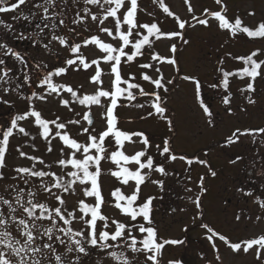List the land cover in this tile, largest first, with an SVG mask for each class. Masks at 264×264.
<instances>
[{"label": "snow or ice", "instance_id": "1", "mask_svg": "<svg viewBox=\"0 0 264 264\" xmlns=\"http://www.w3.org/2000/svg\"><path fill=\"white\" fill-rule=\"evenodd\" d=\"M214 2L216 10L204 8L197 15L193 0H182L190 17L187 19L165 0H151L157 6L153 11L142 7L140 0H0V106L10 109L3 117L7 123L0 125V264H93L94 257L96 264L105 259L109 264H160L166 245L185 243L160 238L153 202L163 196L145 197L143 186L151 182L163 193L166 180L174 178L185 193L193 192L186 183L191 176L181 177L170 168L178 160L187 165L185 173L191 171L193 164L208 167L212 177L217 172L207 159L177 154L171 142L174 136L162 137L155 143L143 131L122 129L118 109L150 108L138 118L158 117L173 133L174 118L166 114L165 105L171 94L169 85L174 81L165 79L162 68L177 66L178 48L176 43L167 44L169 54L162 55L156 46L176 39L188 45L190 41L185 38L188 28H209L213 21L219 31L227 32L225 43L240 35L249 41L264 42V19L246 25L239 14L228 15L227 0ZM6 13H15L11 22L3 19ZM141 13L150 20L142 22ZM247 15L255 16V12L249 11ZM169 19L175 30L162 27ZM21 21L26 22L28 30L15 28ZM17 42H26L27 49ZM226 55L242 67L226 70L222 57L217 62V82L206 87L219 91L225 112L235 115L230 81L247 80L240 92L247 94V104L254 107L256 81H264V58H261L264 47L245 55ZM133 65L139 71V81L131 71ZM125 68L129 69L127 73ZM80 71L89 73L87 84L93 86L92 91H86L83 83L74 86L64 80L69 72ZM182 79L193 84L195 103L205 122L214 126V113L202 95L205 85L194 74ZM142 82L150 84L152 90H145ZM161 90L165 95H161ZM5 96L24 101V110L15 111V104L4 99ZM138 97L148 99L145 103H133ZM52 102L68 115L45 116L37 108V104ZM94 108L102 110L99 129ZM240 110L247 112L244 107ZM243 136H252L253 144L259 139L264 145V126L236 128L222 146L231 147ZM13 138L22 141L15 146L18 158L29 163L13 166L9 177L5 169H9L7 155ZM38 141L44 145V154L39 156L34 154L40 151ZM25 147L31 153L24 151ZM52 154L54 159L44 158ZM257 156L258 160L250 162L251 170L247 164L243 165L241 171L247 172V179L234 191L237 201L250 203L256 212L240 209L232 221L259 228L258 234L233 242L203 222L202 196L208 191L204 176L197 184L199 195L181 197L194 205L193 220L200 219L199 226L205 230L203 238L213 252L207 264H225L216 240L223 242L233 258L229 264H235L241 255H252L254 264H264V156L259 155V149ZM245 159L235 155L229 164L235 166ZM103 162L112 165L106 172ZM105 175L118 183L110 191L109 199L103 195ZM153 175L160 178L152 179ZM9 179L12 182L6 183ZM105 209H115L119 218ZM187 210V207L179 209ZM170 211L175 213L177 209ZM199 255L205 258L204 253ZM168 264L181 261L170 260Z\"/></svg>", "mask_w": 264, "mask_h": 264}, {"label": "rangeland", "instance_id": "2", "mask_svg": "<svg viewBox=\"0 0 264 264\" xmlns=\"http://www.w3.org/2000/svg\"><path fill=\"white\" fill-rule=\"evenodd\" d=\"M141 6L147 11H153L157 8L156 5L151 3V0H140ZM166 3L177 11L183 18L190 19L182 6V0H165ZM195 11L197 15L203 12L204 8L209 10H216L217 5L214 0H193ZM228 15L231 17L239 14L246 25H254L258 21L264 19V0H227ZM254 11L255 16H248L247 12ZM160 15L159 11L156 13ZM11 13L3 14V18L7 22L10 20ZM140 20L148 22L150 17L141 13ZM162 27L165 30H175V25L169 19ZM186 39L190 41L188 45H184L179 39L173 41H165L158 44L157 50L162 55H168V50L165 45L176 43L178 51L176 53L178 64L177 66L164 65L162 71L164 72L165 79H172L173 85H169L171 95L169 100L166 101L167 115L172 118L171 113H174L175 133H170L166 123L158 117L139 119L138 116L144 115L150 108L144 110L135 108L121 107L118 109L119 116L124 126L133 131H143L151 140L154 136H174L172 145L177 154H186L188 157L198 156L200 159H207L212 170L217 172L216 177L209 174V168L200 164H193L191 171L185 173L187 165L184 162L176 161L170 165L171 170L180 174L183 177L185 174L191 176V181L186 182L187 186L193 189L191 193H185L183 186L177 184L174 178H169L165 182V191L161 193L157 187L148 182L143 186V196L155 195L163 196V199H157L153 203L158 208V212L154 213L156 226L159 229V236L163 239H176L180 240L187 235V240L183 245L174 247L169 245L162 250L160 257V264H168L170 260H179L181 264H206L208 260L213 258V252L210 244L203 238L205 230L199 225L200 219L193 220L196 215L194 205L188 204L186 200L181 197L192 196L200 194V189L197 186L199 178L205 177V184L208 189L204 194L202 201L204 206L203 222L210 223V226L220 231L222 234L229 237L233 242L258 234L260 229H253L251 225H245L243 222L235 224L232 217L235 214V208L238 206L240 209H250L253 213L256 208L250 203H242L234 198L235 187L243 181V175L247 172H242L243 165L247 164L251 170V161L258 160L257 149L259 155L264 156V145H261L259 139L256 144L252 143V136H243L241 141L231 147H223L224 141L227 136L231 134L236 128L241 130L245 128H258L264 126V81H256L257 92L253 98L256 99V105L250 106L247 104L245 96L240 89L245 86L247 80H240L233 78L230 81V91L232 92L231 106L235 115H228L225 112V106L221 103L219 96L221 93L217 90L206 87L208 84L216 83V68L217 62L223 57V67L226 70H233L242 67L240 62L232 60L227 53L233 56L245 55L258 47H264V42H253L247 40L243 35L238 36L236 39L227 40L228 35L225 31L217 29L216 22H212V26L205 28L197 26L195 29L188 28L186 32ZM182 45V46H181ZM223 45V47L221 46ZM28 47V46H27ZM27 49V48H23ZM88 51V50H86ZM264 58V57H261ZM147 57L145 58V60ZM140 62V61H138ZM144 62V61H141ZM11 66V65H10ZM107 70V66H103ZM179 69V70H177ZM125 73L129 69L125 68ZM131 71L137 74L139 81V71L133 65ZM194 74L197 75L205 87L202 90V95L214 113L215 123L214 126H209L205 122L202 112L197 107L194 100L193 84L184 81V75ZM89 73L69 72L64 78L67 83L79 85L81 83L86 85V91H92L93 86L87 84V77ZM105 87H107L108 77H104ZM144 83V82H142ZM147 90H152V86L145 82ZM4 99L9 100L15 104V111H22L25 108V103L17 99L15 96H5ZM148 98L138 97L133 103H145ZM241 107L247 108V112H242ZM37 108L43 111L45 116L50 114H58L62 117L68 115L67 111L62 108H57L55 102L47 105L37 104ZM10 110L6 107L0 106V124L5 125L6 119L3 117L7 111ZM96 113L95 124L97 129L100 128L99 114L101 109L94 108ZM132 120L134 122H129ZM25 127H29L25 124ZM33 129V133H34ZM156 139L153 140L155 142ZM22 141L18 138L11 139V154L7 155V163L9 169H5L6 174L10 177L12 175L10 169L16 165H27V160L18 158V153L15 151V146ZM160 142V140L158 141ZM155 142V143H158ZM40 151L34 153L35 155L44 154V145L37 142ZM31 153V149L25 147L23 149ZM131 152V146H129ZM235 155H242L246 159L235 166L229 164V160L233 159ZM46 160L55 158V154L44 155ZM112 167L109 162H103L105 172ZM256 167L259 168L260 164L257 163ZM244 173V174H243ZM209 176V177H207ZM160 178L158 175H153L152 179ZM11 183V179L5 181ZM2 183V182H0ZM118 186L117 181L109 176L103 177V195L105 199L110 198V191ZM128 191L127 188L124 189ZM227 201V203H225ZM238 204V205H237ZM187 207V211L181 212L180 208ZM171 208H176L177 211L172 213ZM106 212L118 217L115 209H105ZM186 229H188L186 231ZM216 244L220 249L221 255L224 257L225 264L232 261V257L226 251L223 242L216 240ZM199 253H204L205 258L201 259ZM93 264H96V258L93 259ZM102 264H109L108 260H103ZM235 264H254L253 256H243L236 258Z\"/></svg>", "mask_w": 264, "mask_h": 264}, {"label": "flooded vegetation", "instance_id": "3", "mask_svg": "<svg viewBox=\"0 0 264 264\" xmlns=\"http://www.w3.org/2000/svg\"><path fill=\"white\" fill-rule=\"evenodd\" d=\"M25 11H26V9H24ZM12 15H15V13H11V16ZM4 19V18H3ZM15 28L19 31V30H28L27 28H26V22H24V21H21V22H19V23H17V24H15ZM17 44H19V46L23 49V48H27V43L26 42H24V43H21V42H17ZM244 174V173H243ZM202 176V175H201ZM207 177H209V176H207ZM245 179H247V174H244L243 175V180L242 181H244ZM206 180V179H205ZM203 196H205V195H203ZM202 196V197H203ZM203 199V198H202ZM238 205V204H237ZM239 206V205H238ZM236 207L235 208V212L236 211H238L239 210V207ZM209 225H210V223H208ZM188 229H186V231H187ZM187 235H184V238L183 239H180V240H182V241H185L186 242V240H187ZM184 244L185 243H181V244H179V245H173L174 247H178V246H180V245H183L184 246ZM163 250V249H162Z\"/></svg>", "mask_w": 264, "mask_h": 264}, {"label": "trees", "instance_id": "4", "mask_svg": "<svg viewBox=\"0 0 264 264\" xmlns=\"http://www.w3.org/2000/svg\"><path fill=\"white\" fill-rule=\"evenodd\" d=\"M181 46H182V45H181ZM145 58H146V57H145ZM140 62H141V61H140ZM145 84H146L145 82L142 83V86L145 88V90H147ZM147 91H150V90H147ZM172 92H173V91H171V93H172ZM161 95H162V96L165 95V94L163 93L162 90H161ZM170 95H171V94H170ZM169 99H170V98L167 97L166 101H168ZM9 111H10V110H8L7 113H8ZM7 113H6L5 115H7ZM171 115H172V118H173V117H174V113H171ZM119 126H120L122 129H126V130H129V131H133V130H131V129H129L128 127H126V126L123 125V123H122V121H121V116H120V125H119ZM174 133H175V132H174ZM162 137H167V136H159V137L157 136V137H156V136L153 135V137H152V141H153L154 139H156L155 142H158L159 140H161ZM171 142H172V141H171ZM9 154H11V151H9ZM9 154H8V155H9ZM157 210H158V208L156 207V212H158ZM156 212H154V213H156Z\"/></svg>", "mask_w": 264, "mask_h": 264}]
</instances>
